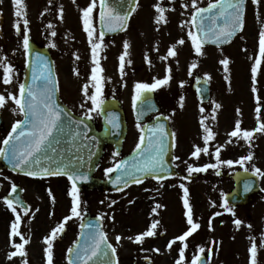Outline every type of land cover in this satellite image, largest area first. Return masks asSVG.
Returning a JSON list of instances; mask_svg holds the SVG:
<instances>
[{"label": "rangeland", "instance_id": "1", "mask_svg": "<svg viewBox=\"0 0 264 264\" xmlns=\"http://www.w3.org/2000/svg\"><path fill=\"white\" fill-rule=\"evenodd\" d=\"M160 1H158L156 6L163 8L170 5L169 11L164 12L166 22L157 24L156 18L159 13L157 11L155 13L152 9L144 10L145 7L141 4V11H138L137 15L131 19L129 29H126L125 33L123 32L114 38L102 39V41L99 38L100 35H97L98 24L95 21L93 22L94 28H96L94 38L102 44V48L99 50V58L104 69L102 73L103 94L101 98L103 101L114 98L121 102L129 130L128 142L125 144L122 154L114 156L115 152L112 149L106 150L101 160V168L96 173V176L100 177L101 170H106L118 163L138 142L142 129L137 127L132 117L131 108L136 83L151 84L156 79H163L167 74L168 68H171L172 78L167 85L156 89L155 95L157 96V102L162 107V115L169 118L171 128H173V133H175V157L192 153L194 146L203 147L205 133L201 120L215 134L214 137L216 138H214L212 143L213 146H222L221 151L227 150L226 140L230 138L227 128L228 122L230 124H233V121L237 123L242 117L246 120L250 131L254 132L253 138L249 142L250 150L248 152L253 156L252 166L254 165L264 171V133L254 131L259 125L256 121H260L259 123L264 122V58L259 55V32L264 28V0H262L260 5H254L251 1L248 3L244 29L235 38L234 42L221 49L203 47V55L199 56L195 53L191 40L187 35L189 30L193 31L190 20L193 12L191 8L192 0ZM212 1L215 0H197V3L201 7ZM184 5H187V7H184ZM153 16L155 20L150 19ZM65 17L63 16V18ZM52 23L53 28H51V31L54 28L55 31L59 28L57 33L61 34L63 32L61 26L63 21L57 18ZM71 24L75 25V29L78 26H84L82 16L79 14H68L66 25L63 24V26H71ZM134 28L137 29L138 35L134 32ZM180 39H184L185 43L183 45L178 44ZM64 41L66 42L65 51L68 52L64 58L68 68L72 70V74L69 78L64 77L65 75L61 70V84L63 86L66 84L74 86V92H70L67 95L68 100L71 102L70 107L79 109V104L84 103L83 112L81 111V113L86 115L88 108L91 107V101L85 102L82 87L85 84H89V93L91 94L94 91L90 81L93 63L91 62V46L88 35H85L84 31L80 29L74 32L73 35H65ZM125 42L130 47L127 50L128 56L125 57V68L122 74L119 57L124 54ZM173 47H175L177 55L163 59V57L167 56L168 50ZM76 56H79V59H76ZM225 58L229 60L227 71L220 63ZM258 58L261 59V64L257 69V80L255 83L257 91L254 93L252 91L251 69L255 66V60ZM127 61H131V63L129 64ZM193 63L197 67L191 69ZM190 69L191 75H189ZM74 70H77L79 75H76ZM1 71L3 75V69ZM196 74L202 77H211L209 81L211 83L212 98L206 107L198 105L196 96L192 91L191 83ZM20 83H22L21 79L14 78L11 85H4L2 80H0V91L18 90ZM181 83H183V87H181ZM181 97H183L182 101ZM257 97L260 98L259 103H257ZM181 104L183 105L182 107ZM216 104H219L220 107L216 108ZM257 107L261 108L260 113L255 111ZM91 115L92 121H94L99 130L101 126L99 113L93 112ZM6 118L5 130L7 131L15 121V113L6 114ZM221 158L226 160L224 156H221ZM240 158L242 156L238 157V159ZM18 178L20 177H13L14 183L17 182L23 188L26 184L28 185V183ZM59 180L62 181L63 179ZM61 181L58 182L60 183L59 185H57L56 181H53L50 185L51 189H49L51 195L49 191L46 193V197L48 196L49 198L41 202L40 206L31 208L27 215L17 210L21 217L19 231L25 239L30 241L25 246L27 256L23 258L17 256L13 260L7 259L5 264H23L24 259H27L28 264H47L44 252L47 245L44 243V239L58 226L56 222L57 216L59 221L63 222L59 216H69L71 214L72 197L69 193L72 186H68L66 185L67 183ZM261 187L262 189L264 188V182L263 184L261 183ZM135 189V187L130 188L122 195L113 194L108 197L110 199L97 192H79L81 217L69 220L72 222L70 224L72 229L75 230L67 236L68 240L62 245L57 240L60 238V233H57V238L53 242V262H55L54 258L59 257V248L70 246L72 241L76 239L77 231L83 219L82 215L86 209L91 214L102 215L105 212L104 214H108L115 221L116 226L119 224L125 225L128 222L127 218L119 215L120 213L122 214L121 202H126L122 200L127 198L130 200L127 203L132 204V193ZM34 190L36 189L32 188V191ZM26 196H29L28 199L33 201L29 194ZM112 201H115V203L113 204ZM110 204L111 207H109ZM263 205L264 202L261 203L260 207H263ZM37 220L41 221L39 224L40 229L35 230L37 225L34 222ZM249 225H251V228ZM263 225L264 220L258 217L253 218V220H244L241 231V244H238L239 251L243 253L242 264H250L249 249L252 243L257 245V264H264ZM41 233L43 238L34 240ZM17 242H22L19 237H17ZM0 263L4 264V262Z\"/></svg>", "mask_w": 264, "mask_h": 264}, {"label": "flooded vegetation", "instance_id": "2", "mask_svg": "<svg viewBox=\"0 0 264 264\" xmlns=\"http://www.w3.org/2000/svg\"><path fill=\"white\" fill-rule=\"evenodd\" d=\"M158 1L160 0H138L135 11H132L128 23L135 15H137L138 11H141V4L144 5V10H155ZM249 1L252 2V0H248L247 2ZM91 2L92 0H75V2H73V0H25L27 19L29 21V50L31 46H35L42 50L47 49L54 60V69L60 77L61 70L65 75H63L64 77L69 78L72 74V70L68 68V64L64 58L65 54H68V52L65 51V35H73L74 32L80 29L84 31V26H78V28L75 29V25L73 24H71V26H63V24L66 25V17L68 18V14H79L82 16V10L88 7ZM100 8L101 0H96V8L93 9L92 18L93 22L95 21L97 24L100 19ZM169 8L170 6L166 7L165 10L168 12ZM61 9H63L62 15L66 16L62 19ZM14 11L15 9L12 0H3V2L0 3V61L10 63L15 70L14 78L23 80L26 71L25 68L29 62V50L28 53H25L22 46V21L20 22V34L17 33L14 27L17 19L14 16ZM57 18L63 21L61 25L63 32L59 34L57 33L59 28L56 31L54 28L56 36L53 37L51 35L52 31L48 28V25H53L52 21ZM152 18L150 19L155 20L154 16ZM134 32L138 35L137 29H135ZM84 34L87 35L85 31ZM97 35H100L99 24ZM108 38L109 37L103 36L104 40ZM52 44H55V47H51ZM90 53L92 54V50ZM1 70L2 69L0 68V80L3 78ZM198 77L199 75H194L193 80ZM207 82L211 87L210 81ZM73 88L74 86L72 84H66L65 86L59 85L58 101H60L62 108L72 111L76 116L85 117V115L81 113V111L83 112L81 104L84 103H78L79 109H76L75 107L72 109L70 107L71 102L68 100L67 95L70 92H74ZM8 92L18 94V90L0 91V93L5 95H7ZM14 107L15 105L9 100L7 105L3 109H0V148L5 147L2 142L6 138L9 129L11 130L12 125L17 120L24 119L22 114L15 112V121L7 131L5 130L7 123L6 114L14 113L12 111ZM61 119L63 122L66 119L64 112L61 114ZM239 122L242 131H250L245 119L241 117ZM259 122L256 121L257 124H259ZM235 125L236 123L234 121L233 124L228 122L227 128L229 130V136L230 133L235 130ZM141 134L142 130L138 137V142ZM128 137L129 132L123 140L122 149L128 142ZM56 139L59 140V143L54 144V147H56L58 153H64L72 147H75L76 152L79 150V147H76L77 145L80 146L78 139H75V142H73L69 136L57 137ZM230 140L231 143H229ZM213 141L214 139L209 141L207 145L209 154L201 153L199 159L192 157L191 153L177 155L176 157H179V160L175 159L174 155L172 159L173 172L164 180L158 181L157 179L148 178L140 184L135 183L134 185L125 187L123 191L118 193H110L104 189H93L88 192H97L108 198L113 194L122 195L130 188H136L132 193V204L127 203L130 201L127 198L122 200H125L126 202H121L122 214L120 213L119 215L127 218L128 222L125 223V225L119 224L116 226L114 223L115 221H113L108 214H104L105 212H103L102 215L91 214L86 209L82 215L83 220L86 215H95L98 217L103 216V219L101 220L103 231L107 234L110 244L117 250L115 256L118 264H177V261L180 259L182 248H184L183 264H192L193 259L197 256L200 257L197 264H200L201 262H204L205 264H242L241 259L243 253L242 251H239L238 244H241L242 240L241 231L243 222L244 220H253V218L256 217L264 220V205L263 207H260L261 203L264 202V188L262 189L261 187V183L263 184L264 179L258 177L261 190L257 195L252 196V201L249 204L241 206L236 202L230 203L227 200L228 207L232 209L234 215L230 213L228 208H225L223 205L226 197L235 191L236 183L233 177L237 172L245 171V168H248V172H251L252 160L246 162L243 166L239 163H234L231 167L225 164L218 168L209 169L206 172L193 173L189 176L187 172L188 164L202 167L204 164L216 163L215 151L218 147L216 145L215 147L213 146ZM81 142L84 144L83 135ZM135 147L136 145L133 149H135ZM203 147H205V144H203ZM226 147H228L227 150L221 151V156H224V159L226 160L231 159L235 162L241 159H238V157L249 155V142L242 138L230 136V138L226 140ZM108 149L114 150L113 146H107L105 148V150ZM133 149L130 150L128 154L132 153ZM222 159L223 158H221V160ZM100 168L101 164L95 170V175ZM100 174V177H96L102 180L106 178L108 179L113 173L106 176L105 170L103 169ZM13 177H20L18 179H22L24 182L28 183V185L26 184L24 188L19 186L17 182L14 183ZM59 179L63 180L61 181ZM53 181H56L57 185H59L60 183L58 182L61 181L67 183L66 185L68 186H72L71 181H69L67 177L34 178L28 175L14 174L10 167L0 164V262H4V264L6 263L10 253L15 250L12 247V244L18 243L17 237H11L10 235L11 224L15 222L16 214H14L5 203L6 199L14 201L12 186L15 185L16 188H21L22 199H24L28 205L30 212L31 208L40 206L42 204L41 202L46 201L47 198H49L48 196L46 197V193L51 189L50 185ZM181 184L188 189V200L193 211V220L195 223H199L201 227L193 233L192 236L188 237L186 241L181 242L177 240L169 249V242L182 235L191 227L187 224V210L184 207V191L183 188L180 187ZM32 188H35L36 190L32 191ZM28 194L30 195V198H33V201L28 199L29 196H26ZM157 204L160 205L159 208L156 207ZM153 209H155V211H153ZM17 210L21 211V209L18 208ZM217 212H220L221 215L215 216L214 214ZM65 216L61 215L59 218L64 220ZM56 218L57 225H59L62 221H59L58 216ZM44 219L46 220V218ZM210 219L211 228L209 227ZM235 219H240L242 221L239 228L233 223ZM156 221H159L157 229L155 230L157 235L154 237H146L142 244L135 243V236L147 231L152 223ZM40 222L41 221L38 220L34 222V224L37 225L35 230L40 229ZM70 224H72L71 221L65 224V231L60 233V238L57 239L61 245L68 240L67 236L75 230L72 229ZM80 227L77 231V237L81 230ZM117 236L122 237L119 242L116 240ZM129 237H132V239H129ZM42 238L43 234L41 233L34 240H40ZM77 240V238L73 240L70 246H62L59 248V257H56V259L54 258L55 262H53V264H69L68 249L72 248ZM185 244L187 245L186 248L184 247ZM201 248L204 249L203 252L200 251ZM156 249L159 251H156ZM62 258L64 259L63 261ZM11 260H13V258Z\"/></svg>", "mask_w": 264, "mask_h": 264}, {"label": "snow or ice", "instance_id": "3", "mask_svg": "<svg viewBox=\"0 0 264 264\" xmlns=\"http://www.w3.org/2000/svg\"><path fill=\"white\" fill-rule=\"evenodd\" d=\"M3 0H0L2 3ZM75 2V0H73ZM254 5H260L262 0H252ZM14 5V16L17 18L14 27L18 34L21 33V21L23 23L22 32V46L25 53L29 50V21L27 19L26 4L25 0H12ZM245 4L246 0H215V2H209L207 7H200L197 0H192L191 8L193 9V15L191 24L196 29V31L189 30L187 35L191 40L193 49L195 53L203 55L202 48L207 42H212L216 45L230 42L231 38L234 37L238 32L242 31L245 24ZM187 7V5H184ZM96 8V0H92L91 4L82 10V19L84 25V31L88 35L89 43L92 49V63L93 67L91 69L90 81L94 91L89 93V84H85L82 87V92L85 97V102L91 101V107L88 108L85 118L92 119L91 113H104L103 104L104 101L101 98L103 94V77L102 73L104 71L101 61L99 58V50L102 48V44L97 42L94 38L95 28L93 25L92 13L93 9ZM101 8H107V11L102 10L100 12V23L102 26L106 27L109 31H116L117 28L115 24H119L122 30L128 20V15H121L115 11V7L109 8L105 4V0H101ZM61 11V19L63 18V9ZM135 11V8L132 9ZM156 11L159 15L156 18V23L166 22V17L164 15L165 9L156 6ZM48 28H53L52 24L48 25ZM51 35L56 36V32L53 30ZM104 33H100V40L103 39ZM185 43L184 39L178 41L179 45ZM51 47H55L52 44ZM130 45L125 42L124 44V54L119 57L120 60V71L123 74L125 68V57L128 56V48ZM177 51L175 47L168 50V54L163 59L168 57H175ZM259 55L264 58V28L259 32ZM6 59V58H5ZM79 59V56H76ZM37 63L32 65V78L30 84L20 83L18 86V94L8 92L7 95L0 93V109H3L8 101L10 100L15 107L12 111L19 112L23 115V120H17L11 127V131L7 134L6 138L3 140V145L5 147L0 148V156L4 157L10 164H12L14 169H18L25 175L34 178H44L47 176H58L66 175L68 180L72 183V188L70 195L72 197V206L70 209L71 214L66 216L62 223H60L55 229L52 230L51 234L44 239V243L47 247L44 249L47 264H53V242L57 238V233H63L65 231V224L73 218L79 219L81 217L80 211V198L79 189L77 187L78 181H86L88 179L87 175L82 174L79 171L76 163L71 160L66 164L65 157L62 153H58L54 144H58L59 140L56 139L55 133H60L65 130V125L62 122L61 114L64 111L60 105L56 103L55 93L57 91V81L52 75L51 69L48 66L46 59L37 54ZM131 63V61H127ZM150 63V61H149ZM220 63L224 66L225 71L228 70L229 60L227 58L222 59ZM261 64V59L255 60V66L252 67V81L253 87L252 91L255 93L257 91L255 83L257 80V69ZM197 65L193 63L191 69L196 68ZM0 68L3 69L2 83L4 85H11L15 77V70L10 63L0 61ZM191 69L189 70V75L192 74ZM76 75H79L77 70H74ZM171 68L167 69V74L163 79H156L154 83H136L135 94L133 96V107L135 108L137 100H140L145 93H151L163 85H167L171 80ZM211 79L210 76L207 77ZM39 80V83L37 81ZM183 87V83H181ZM183 97H181V101ZM145 104H151L150 99L144 96L142 101ZM260 102V98L257 97V103ZM183 105L181 104V107ZM81 107H84L82 104ZM216 108L220 105L216 104ZM203 111V109H201ZM257 113L261 112V108L257 107L255 109ZM159 119V117L157 118ZM215 119V117H213ZM106 120L112 128L118 129V117L113 113H106ZM78 125H83L86 129L87 125L84 121L75 122ZM201 125L204 130V144L205 147L201 148L199 146H194V151L191 156L199 159L201 153L209 154V149L207 147L209 141L214 139V132L209 128L203 120H201ZM139 128L140 125L138 124ZM255 132L264 133V122L259 123L258 127L254 130ZM82 134L80 131H76L72 135V139L75 140ZM169 135L168 131L165 129L163 124H157L155 127L148 128V135L142 134L139 138V142L136 144L135 152L140 159L133 158L132 162L120 161L114 165V167H109L105 170V175L108 176L113 172H118L119 174L115 176L113 181L116 185H123L127 187L129 183L140 184L143 182V178L152 176L158 181L164 179L165 177L159 175V173L168 171L166 168L165 156L167 155L166 150V137ZM173 138L172 147H175V133H171ZM254 132L248 130H241L240 122L237 121L235 125V130L230 133L231 137L242 138L245 141L251 142ZM86 138V137H85ZM95 139V138H93ZM231 143V140L229 141ZM221 147L216 148L215 158L216 163L204 164L202 167H197L192 164L187 165V172L189 176L193 173L206 172L209 169H215L221 165L233 166L234 163H239L243 166L246 162H250L253 159L251 153L249 155L242 157L238 161H233L231 159L221 160ZM94 154V153H93ZM114 156L119 155V153H114ZM179 160V157H175ZM80 160V157L76 158V161ZM69 165H71L72 170H69ZM248 171V168H245ZM139 173L140 175H137ZM219 174V173H217ZM252 174L264 178V171L260 168L252 166ZM184 191V207L186 211L187 224L191 227L185 231L182 235L174 238L169 242L168 248L172 247V244L176 243L177 240L184 242L186 239L193 235L201 225L195 223L193 220V211L188 200V189L184 187L183 184L180 185ZM118 190H123L119 188ZM245 190H249V185L245 184ZM16 191V186H12V192ZM49 194L51 192L49 190ZM54 200V197H53ZM5 203L11 211L16 214L15 222L11 224V237H19L20 241L18 243H13L12 247L15 249L12 251L8 259L14 257H26L27 252L25 251V246L30 242L29 239L25 237L19 231L21 217L17 213V208L21 206V201L19 199L13 201L11 199H6ZM114 204L115 201H112ZM228 208V211L232 213V209L228 207L227 199L223 205ZM111 207V204L109 205ZM157 208L160 207L159 204L156 205ZM38 211V209H37ZM155 211V209H153ZM234 215V213H232ZM215 216L221 215L220 212L214 214ZM103 219V216L100 217ZM233 223L239 228L242 224L240 219H235ZM159 221L152 223L151 227L135 236L134 242L137 244H142L146 237H154L157 235L155 231ZM88 231L86 233L82 232L83 243L75 244L74 249H68L69 254L75 252V260L69 259V264H89L95 257L102 255L105 259L103 264H113L112 257L116 255V248L111 244L107 243V234L102 231V226L100 224L89 223L87 225ZM209 227L211 228V219L209 221ZM251 228V225H249ZM122 237L117 236L116 240L119 242ZM132 239V237H129ZM104 245L102 248L101 246ZM185 248L187 245L185 244ZM109 249L111 251V256H109ZM156 251H159L156 249ZM201 252L204 251L203 248L200 249ZM250 264H257V245L252 243L250 249ZM200 257L197 256L193 259L192 264H197ZM184 261V248L181 249L180 259L177 264H183ZM23 264H28L27 259L23 260ZM118 264V261L115 262Z\"/></svg>", "mask_w": 264, "mask_h": 264}, {"label": "water", "instance_id": "4", "mask_svg": "<svg viewBox=\"0 0 264 264\" xmlns=\"http://www.w3.org/2000/svg\"><path fill=\"white\" fill-rule=\"evenodd\" d=\"M136 3H137V0H107V1L105 0V4L109 8L114 6L116 12L120 13L121 15L127 14L128 17L130 15V11H132V9L135 7ZM124 8L127 9V13L123 12ZM102 10L107 11V8H104V9L101 8V11ZM115 27L117 28L116 31H109L106 27L102 26L100 23L101 32L104 33V36H106V35L107 36H115V35H117V33L124 30L126 26L122 30L120 29L119 24H115ZM194 31H196L195 28H194ZM240 32H238L237 34H239ZM235 36L232 37L230 42H228V43L216 45V44L209 41V42L205 43L204 45L205 46H212V47H214V46L224 47L225 45L231 43L233 41V39L235 38ZM37 54L43 56L46 59L48 66L51 69L52 75L55 78V80L57 81V79L55 77L54 69H53V61L50 58L49 53L45 50L41 51L37 48H32L30 51V59L31 60H30L29 66L27 68L26 77L24 80L25 84L31 83L32 65L37 63V61H36V55ZM37 83H39V80L37 81ZM194 84H195L194 90L196 92V95L198 96L199 102L201 104H205V102L209 101L210 96H211L209 84H207V82L203 81V80H198ZM144 96H147L150 99V101H151L150 105L142 102L144 99ZM144 96H142L140 100H137L135 108L133 107L134 108V119L138 123L145 122L147 120V117L152 116V114L157 113L159 111V108L156 106V103H155V97L153 95V92L145 93ZM57 97H58V90L55 93V100H56V103L59 104V101H57ZM103 108L105 111H104V113H100L101 118L103 120L102 121V129L100 130V132L96 131L95 125L91 120L82 119L80 117L77 118L72 113H70L68 110H65L62 108L64 110L63 112L66 115L65 121L64 122L62 121L63 124L66 126L65 130L63 131V133H64L63 137L72 136L74 132L80 131L82 134H84L83 139H85V142H87V143H85L84 149L80 148L78 152H75V151L70 152L71 151L70 150L69 151L70 155L68 157H65L64 162L67 164L71 160L73 163L77 164V167L79 168L80 172H82L84 170L87 171L88 179L86 181H78L77 182V185H79L80 188L83 186H88V188L90 190H92V188H100V189L103 188V189L108 190V191H119L118 187L124 188V186L123 185L118 186V185L113 183L115 176L119 174L118 172H115V174L112 176V178L107 180V181L100 182L94 178H90V175L93 173L96 166L98 165V162L101 160V157L104 153L103 152L104 146L107 144L108 145L112 144L115 147V152L120 153L119 151L121 149L123 139L125 138V136L127 134V130H126L127 126L125 123L123 110L120 108L119 103L115 100H109V101L104 102ZM106 113H113L118 117V123H119L118 129L112 128L111 125H109L107 123ZM157 118L158 117H156V119H154L153 122L147 123L144 125L143 134L145 136H147L148 135V128L155 127L157 124H163L165 126V129L168 131L169 135L166 137L167 155L165 156L166 168L168 169V171H164V172L159 173V175L166 178V176H170V174L172 172L171 171V162H172V156H173V151H174V149L172 147V144H173V138L171 135L172 131H171V128L169 127V122H168L166 117H159V119H157ZM81 120H83L84 124L87 125L86 129L83 127V125H78L77 123H75V122H78ZM54 135L57 138L61 135V132L55 133ZM93 138H95V139H93ZM77 155H79V156H77ZM77 157H80V159L82 158V160L84 159V162L82 160H79L77 163V161H76ZM134 157L136 159H140V157H138L136 152L134 151L133 154H131L127 158L123 159L122 161L132 162ZM0 164L9 165L15 173L17 172V173L23 174L18 169H14L12 164H10L8 162V160H6L4 157H2V159H0ZM80 169H82V170H80ZM69 170H72L71 165H69ZM137 175H140V174L137 173ZM147 178H153V177L149 176ZM144 179L145 178H143V180ZM234 179H235V183H236V188H235L236 190L234 192H232L231 195L227 196L226 199L229 202H236L239 205L248 204L251 200L250 197H252L253 194L259 192V190H260V188L258 187V178L255 175H253L252 173L241 171L234 176ZM246 183L249 185V190H247V191L245 190V184ZM130 184H134V183H129V185ZM238 200H239V202H238ZM21 207L25 209L24 205H21ZM90 218L91 217H88L87 220L85 221V223L83 224L82 232H84V233H86L89 230L87 227V225L89 223H93V224L98 223L101 225L99 219H94V218L90 219ZM77 243H83V237L81 235H80L79 241ZM107 243H108V241H107ZM74 247H73V249H74ZM101 247L103 248L104 245H102ZM109 256H111L110 249H109ZM69 259L75 260V252L74 251L72 254H70ZM104 259L105 258L102 255H98L92 261H90L89 264H103ZM112 260H113V264H115V262H116L115 257H112Z\"/></svg>", "mask_w": 264, "mask_h": 264}]
</instances>
